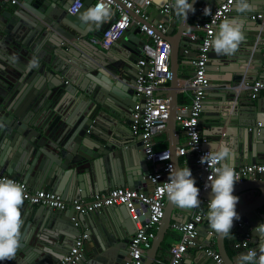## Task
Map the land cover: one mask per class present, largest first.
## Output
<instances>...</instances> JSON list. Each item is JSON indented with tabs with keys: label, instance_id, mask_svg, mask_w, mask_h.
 Returning <instances> with one entry per match:
<instances>
[{
	"label": "water",
	"instance_id": "1",
	"mask_svg": "<svg viewBox=\"0 0 264 264\" xmlns=\"http://www.w3.org/2000/svg\"><path fill=\"white\" fill-rule=\"evenodd\" d=\"M72 2L20 0L13 6L0 0V171L19 176L38 189L56 192L63 199H66L67 190H71L76 198L84 196L83 192L91 189L88 188L90 182L93 193L115 186L146 189L149 164L143 152L142 138L136 137V148L123 147L110 137L99 110L100 106L107 105L106 99H112L115 102L113 113L120 120L128 117L137 100L133 85L144 38L137 26L129 27L119 43L127 52L114 56L111 48L103 50L90 41V37L103 32L112 19L100 28L91 23L85 25L79 15L91 7L93 0H83L75 14L67 11ZM197 2H194L196 12ZM205 2L208 7L218 4H213L212 0ZM251 4L249 11L231 15V18H241L244 23L246 39L239 49L229 56H216L210 48L207 77L210 81L229 85H220L215 95L206 92L203 104L208 105L217 98L221 110L212 112L208 107H202L203 114L199 118L200 125L208 120L213 122L211 126L217 129L215 137L210 135L209 141L228 143L234 151L235 162L240 165L264 162V97H261V89L255 94L256 100L248 96L250 90L247 88L238 93L233 89L240 83L258 80L260 70L263 73L259 80L264 82V25L260 26L258 17L250 19L252 12L264 13V0ZM191 15L189 13L186 20L181 17L176 33H173L174 22L168 24L165 33L167 40L170 37L172 74L168 128H174L176 124L178 103L174 67L177 68L178 57L184 53L180 42L188 41L182 32L188 30L185 27ZM184 57L185 63L191 61L188 55ZM33 59L38 61L39 67L30 66ZM220 65H223L220 69L222 77L209 74ZM258 122L261 125L256 127ZM201 132L205 133L202 129ZM208 144L204 147L209 148ZM185 156L189 158L187 167L200 189L199 198L202 204L206 203L212 195L203 192L199 186L206 174L189 153ZM178 163L177 159L174 168H179ZM254 177L256 181H264L263 173ZM250 185L238 189L237 193L255 189ZM138 206L143 209L138 220L145 223L147 206L137 203L135 208ZM175 208L185 215L176 216ZM242 212V220H236L234 227L242 222L243 225L237 228L242 234L241 239L248 233L251 243L260 244L264 235H259L256 229L264 225V195ZM194 213L193 209L180 208L166 198L164 215L142 257V264H157L155 259L171 222H185ZM22 215L21 246L14 259L0 264H56L68 252L71 240L81 233V227L89 230L83 243L82 264H123L130 238L136 230V219L127 204L82 215H76L72 208L60 210L39 204L23 207ZM214 234L209 224H199L196 241L191 247L197 249L200 246L201 253L188 254V258L194 263L201 262L205 257V246ZM30 238L32 245L27 243ZM41 241L52 242L53 252L42 249ZM260 246L257 250L254 248L257 258ZM165 252L168 261L170 252ZM243 252L247 253L245 249Z\"/></svg>",
	"mask_w": 264,
	"mask_h": 264
},
{
	"label": "built area",
	"instance_id": "2",
	"mask_svg": "<svg viewBox=\"0 0 264 264\" xmlns=\"http://www.w3.org/2000/svg\"><path fill=\"white\" fill-rule=\"evenodd\" d=\"M11 5H17L20 0H6ZM99 0H93L91 7ZM109 4L113 16L110 23L103 32L90 37V41L104 49L112 46L119 40L125 31L135 25L138 27L144 42L140 47V57L136 63L137 76L133 89L137 98L133 108L130 110V130L133 136H140L143 143V152L148 161L149 168L147 179L151 183L150 189L129 188L126 186H115L105 191L94 193L90 198L63 199L58 193L47 189H32L28 184L14 176L4 174L0 171V179H11L21 184L25 189V202L32 205H46L55 209L72 208L77 214H87L91 211L110 207L114 205L127 204L133 218L136 219V230L130 238L128 252L124 257L123 264H142L143 252L151 245L158 223L164 215L166 195L159 191L163 183L169 182V169L174 168L173 155L184 156L190 154L199 168L205 172L206 177L202 189L206 190L208 176L211 174L207 165H202L200 159L210 149L204 147L207 138L202 134L199 118L202 113L203 99L211 81L207 77L206 66L209 60L210 47L205 42H210L216 33L219 23L228 18L234 0H222L214 7L199 5L197 8V19L191 30L182 32L188 41L195 47V56L190 61V74L177 78L175 90L185 95V102L177 105L175 121L184 130L186 139L183 145L176 147L175 151L170 149L156 150L153 145V137L166 128V122L170 117V98L167 93L172 89L169 81L172 77L170 67L171 45L165 33L169 19H172V3L170 1L157 7V13L161 18L150 13L151 0H104ZM83 0H73L67 11L75 14L82 6ZM209 8L211 15H205L204 10ZM264 13H257L251 17L255 19L264 18ZM110 20V19H109ZM111 41V42H110ZM183 52H187L184 51ZM250 90L251 98H255L260 89L261 82L254 81L250 84L240 83L236 87ZM258 127L260 122L256 124ZM250 129V128H249ZM235 170L242 183L245 178L257 174H264V162L235 165ZM206 201V206L208 207ZM144 204L148 209L145 223L138 220L143 214L142 207L136 204ZM205 215L203 208L189 217L185 222H173L171 227L178 231V241L170 246V257L166 264H180L187 248L193 245L198 235V225ZM242 222L238 223L241 227ZM88 236L86 232L80 233L73 241L68 252L56 264H80L83 255V243ZM233 246L237 249L253 251L250 246L248 233ZM214 264H224L219 253L210 248H205Z\"/></svg>",
	"mask_w": 264,
	"mask_h": 264
},
{
	"label": "clouds",
	"instance_id": "3",
	"mask_svg": "<svg viewBox=\"0 0 264 264\" xmlns=\"http://www.w3.org/2000/svg\"><path fill=\"white\" fill-rule=\"evenodd\" d=\"M159 3V0H152ZM195 0H173L172 7L177 16L187 19L189 12H195ZM236 10L239 13L251 9L250 0H235ZM205 15H211L209 8L204 10ZM112 15L111 8L104 0H99L93 7H88L79 15L85 25L94 24L102 27ZM244 23L241 18L224 19L218 26L214 38L208 42L216 56L234 54L245 41ZM111 42V41H110ZM31 67H39L36 59L31 60ZM210 151L200 159L206 164L211 174L208 176L206 188H211L212 198L208 202L207 220L209 228L223 236L232 235L234 222L240 219L237 212L239 197L234 195L236 183L240 180L232 163L234 151L228 143L210 144ZM169 182L163 183L160 192L166 195L169 202L183 208L196 209L202 204L199 198L200 189L189 167L169 169ZM26 194L24 187L11 179H0V262L15 258L21 246V228L24 224L22 208ZM256 232L264 235V225L257 227ZM257 258L255 250L238 257V264H264V244L259 248ZM81 264V262H80Z\"/></svg>",
	"mask_w": 264,
	"mask_h": 264
},
{
	"label": "crops",
	"instance_id": "4",
	"mask_svg": "<svg viewBox=\"0 0 264 264\" xmlns=\"http://www.w3.org/2000/svg\"><path fill=\"white\" fill-rule=\"evenodd\" d=\"M168 1H170L173 4V0H159V3L152 2L150 13L152 15L156 16L157 18L161 17V15L157 13V7L162 6L164 3L168 2ZM252 1L253 2H257L258 0H250L251 3H252ZM212 2H213V4H217L218 3L217 0H212ZM7 3H8V1H7ZM205 3H206L205 0H198L197 5L198 6L199 5H204ZM13 6H15V5H13ZM232 8H233V11L230 12V14L228 15V18H231L232 14L233 15H235V14L236 15H240L241 14V13H239L236 10L235 0H234L233 5H232ZM189 13H192V15L190 16L188 25L185 28L188 29V30H191L193 28V25H194L196 19H197L198 14H197L196 10H195L194 13L193 12H189ZM250 14H251V16L252 15H256V12H252ZM112 16H113V14L111 15V17ZM251 16H250V19H252ZM111 17L109 19H111ZM171 17H172V19H169L168 24H170L172 22L176 23V25H175V27L173 29V33H176L177 27L180 26V24H181V17H179V16H177L175 14L173 7H172ZM259 24H260V26L264 25V18H261V21H260ZM216 31H217V29H216ZM122 37L119 40H117L112 46L109 47V49L110 48L112 49L113 55L116 56V57L117 56H122L123 54H125L127 52L126 49H124L123 47H121L119 45ZM173 37H171V39ZM169 39H170V37H168V41H169ZM180 43H181V47H183L184 51H187V52H184L182 56L178 57V66H177V68H176V66L174 67L176 69L175 72H176L177 78L178 77H183L185 75H189L190 74L191 65H190L189 61H188L189 63H185V60H184L185 57L184 56L188 55L191 58V60L195 56V47L190 41H186V42L185 41H181ZM98 47H100V46H98ZM100 48H102V47H100ZM102 49L105 50L104 48H102ZM213 60H215V59H213ZM217 61L219 62V64L221 63L220 60H217ZM170 67H171V64H170ZM214 68H215V71L209 72V74L217 76V77H222L221 76L222 75V71H220V69H223V65H220L219 68H218V66H215ZM261 73H263V70L262 71L261 70L258 71V73H257V79L258 80H256V81H260L259 79H260ZM253 82H251V83H253ZM260 82H261V85H262L260 87L261 94H262L261 97H264V82H262V80ZM222 84L229 85V83H225V82H221V81H211V86L208 88V90L206 92H210V94L215 95V94H217L216 90ZM169 85H170V83H169ZM212 89H215V91H213ZM233 89L235 90L236 93H238V91H240L242 89H245V88L238 86V87H234ZM164 94H166V95L168 94V96H169L170 91H168L167 93H164ZM248 96H250V95H248ZM186 99L187 98L185 97V95H183L181 93H177V103H178V105L183 103V102H185ZM251 99L252 100H256V98H251ZM106 103H107V105L104 103L106 107L105 106H103V107L100 106L99 110H100V114L102 116H104L103 117V120H104V125L103 126L106 127L107 129H109L110 137H112V139L114 141L122 143L123 147L136 148L138 146V140H137L136 136L132 135V132H131L130 126H129V123H130V110L128 112V117H125V118L120 120L112 111V108L115 106V104H114L115 102H113L112 99H106ZM205 107H208L209 110H211L212 112L221 110L220 105H219V100L217 98H215L214 102L210 101L208 105H204L203 104V108H205ZM211 125H213V122L210 121V120L206 121V124L200 125L201 129L205 132L204 134L203 133L202 134L207 138V142L204 145H207L208 143H209L208 145L215 143L211 139H210V141L208 139L210 135H214V137H215V133L214 132L217 129V128L211 126ZM256 127H258V126L256 125ZM115 128H117V129H115ZM185 139H186V135H185L184 130L180 127V125L178 123H176L174 128L173 127L168 128L166 126V128L162 132L156 134L153 137V145H154V148L156 150L170 149L171 151L174 152L176 147L183 145ZM216 144H219V142H216ZM207 149H210V147L207 148ZM190 158L192 159L193 157L190 155ZM177 159H178V162H179L178 164L180 165L179 166L180 168H185V167L188 166L189 158L187 159V157L185 155L184 156H177L176 154H174L173 163H176ZM235 161H237V160H235V157H234L233 160H232V163H233L234 166L235 165H240V164H237ZM245 164H251V163H245ZM176 168H178V167L176 166ZM14 177H17V178L21 179V177H19V176H14ZM26 183L32 189H38L35 186H33V184L31 182H29L27 180H26ZM245 183L247 185H244ZM202 184H203V181H200L199 186L202 187ZM91 185L92 184L90 182V185L88 184V188L90 187L91 189L85 190L83 192L84 196H82V198H90L94 194ZM145 185H146V189H150L151 188V183H150V181L148 179H146V184ZM248 185L253 186L255 189H252L250 191L243 192V193H237L238 189L243 188V187L248 186ZM105 190H107V189H104L103 191H105ZM202 190H203V192L212 195L210 187H208L206 190H204V189H202ZM233 194L239 197V203L237 204V212L239 213V216H240V219L238 221H240V220H242L241 217L243 216V212L242 211L244 210V208L249 206L250 204H254L255 202H257L264 195V181L260 180V179H259V181H256L254 176L253 177H248L247 181H244L242 183H238L237 185H235V189H234V193ZM65 198H66V200H71V199L76 198V197L73 196V192L71 190H67ZM30 206H32V205L26 202V203H24L23 207L24 208H28ZM104 208H109V207H104ZM199 208H203L204 212H205V215H204L203 220H202L201 223L208 224V220H207L208 207L206 206V203L201 204V206ZM193 210L196 212L198 210V208L193 209ZM173 213L176 216L185 215L184 212L181 209H176V208L173 209ZM191 215L189 217H191ZM172 223H173V221L171 222V224ZM29 225H31V224H29ZM237 228L239 229L238 225L236 227H233V229L231 230L232 235H230V236H223V235H219V234L216 235V233H215L214 235H212L210 237L209 244H207L205 246V248H210L213 251L219 253L222 256V260H223L224 264H238V257H240L242 254H245L243 252L244 249H237V248H235L233 246L234 242L235 241H239L241 239V237H242V234L237 232ZM80 229H81V233L86 232L88 234V236H89V230L87 228L81 227ZM94 235L97 238L99 237V235L96 232L94 233ZM178 235H179L178 231L173 229L171 226H169L167 228V230H166V232H165V234L163 236V239L161 241V248L159 249V256L156 257L155 263H157V264H166V262H167L166 261L167 254H166L165 251L169 250L170 246H172V245L177 243ZM252 239L254 241L257 240V238H252ZM31 240H32V238H30V241H27V243L29 245H32ZM73 241L74 240H71V243L69 244V247L72 245ZM260 241H261V243L258 244V245H256L255 243H251L250 241H249V243H250L251 247H253V248H255L257 250L258 246L264 244V239H262V240L260 239ZM51 243L52 242L46 243V242H42L41 241L40 246H41L42 249H45L46 251H49V249L52 251V247H53L54 244H51ZM145 252H146V250L143 252V257L145 255ZM196 253H198V254L201 253V247L200 246L197 249H194L191 246L188 247L187 248V252H186V254L183 257L184 260L182 259L184 261V262H182V264H214V261H213L212 257L210 255H208L206 252H205V257L202 259L201 262L194 263V260L188 258V254H196ZM44 254L50 255L49 253H46V252Z\"/></svg>",
	"mask_w": 264,
	"mask_h": 264
}]
</instances>
